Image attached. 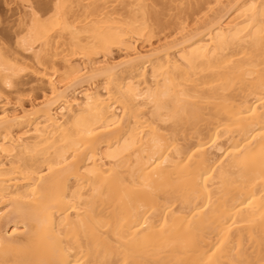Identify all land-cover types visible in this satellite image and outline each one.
Returning a JSON list of instances; mask_svg holds the SVG:
<instances>
[{"label":"bare ground","instance_id":"obj_1","mask_svg":"<svg viewBox=\"0 0 264 264\" xmlns=\"http://www.w3.org/2000/svg\"><path fill=\"white\" fill-rule=\"evenodd\" d=\"M147 1H28L0 43V264H264V0L156 42Z\"/></svg>","mask_w":264,"mask_h":264},{"label":"rangeland","instance_id":"obj_2","mask_svg":"<svg viewBox=\"0 0 264 264\" xmlns=\"http://www.w3.org/2000/svg\"><path fill=\"white\" fill-rule=\"evenodd\" d=\"M28 1L40 11L45 10L54 0H0V43L12 51L19 50L18 36L25 28L26 16L22 6ZM149 8L158 14V18L152 15L151 20V40L156 42L166 33L173 31L181 23L193 24L197 8L191 6L190 1H184L181 5L179 1L170 0H148ZM126 3H122V12L127 9ZM153 13V14H155ZM40 92L38 82L32 81L26 84L25 89L9 94L13 103L28 100Z\"/></svg>","mask_w":264,"mask_h":264}]
</instances>
